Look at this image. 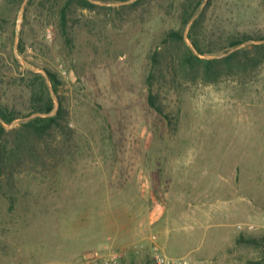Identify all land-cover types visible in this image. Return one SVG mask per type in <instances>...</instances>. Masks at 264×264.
Listing matches in <instances>:
<instances>
[{
	"label": "rangeland",
	"instance_id": "obj_1",
	"mask_svg": "<svg viewBox=\"0 0 264 264\" xmlns=\"http://www.w3.org/2000/svg\"><path fill=\"white\" fill-rule=\"evenodd\" d=\"M90 1L114 9L73 5L66 40L67 0H0V102L27 115L34 73L51 71L68 111L1 183L0 264H80L105 246L122 264H154L152 235L195 264H264V64L194 79L163 46L179 28L172 0ZM204 24L203 58L225 57L230 37L264 36V0H212ZM159 47L164 114L148 101Z\"/></svg>",
	"mask_w": 264,
	"mask_h": 264
},
{
	"label": "trees",
	"instance_id": "obj_2",
	"mask_svg": "<svg viewBox=\"0 0 264 264\" xmlns=\"http://www.w3.org/2000/svg\"><path fill=\"white\" fill-rule=\"evenodd\" d=\"M22 2L24 0H21ZM129 0H125L127 2ZM145 0H137L131 4L123 5L127 8L131 5L139 6ZM171 7L179 12V28L169 29L163 40V46L171 54V66L174 70L180 69L183 74L194 79L202 78L205 82L216 83L224 74H244L264 64V36L254 37L250 35L232 36L229 38V54L222 58H203L207 53L203 44L202 35L205 30V15L212 0H172ZM83 9L97 10L98 8L113 7L98 6L90 0H67L61 10L60 25L61 31L66 40H69L68 11L73 6ZM187 38L191 45L186 42ZM254 40L246 46L249 41ZM159 47L152 55V72L148 76L150 94L148 101L150 106L164 114V108L159 103L158 95L153 92L154 80L157 72L163 74V51ZM233 50V51H230ZM37 80L31 87L30 111L23 114L16 107L0 102V189L4 187L1 183L5 178L15 174L18 166H22L24 156L33 154L36 148L32 146L34 141L46 139L54 130L64 128V121L67 120L68 111L64 108L63 101L57 106L56 98L53 95L48 80L52 84L53 91L58 94L62 81L57 73L48 71V78L41 73H34ZM30 118L18 129L8 130L6 125H12L18 119ZM24 155V156H23ZM239 242L245 245L258 246L259 239L241 236Z\"/></svg>",
	"mask_w": 264,
	"mask_h": 264
},
{
	"label": "built area",
	"instance_id": "obj_3",
	"mask_svg": "<svg viewBox=\"0 0 264 264\" xmlns=\"http://www.w3.org/2000/svg\"><path fill=\"white\" fill-rule=\"evenodd\" d=\"M144 248L145 245L136 247V252L139 253ZM149 251L154 264H195L190 257H172L167 254L160 243L158 235L150 237ZM124 258L125 254L122 251L105 246L101 249L86 252L80 264H122Z\"/></svg>",
	"mask_w": 264,
	"mask_h": 264
}]
</instances>
